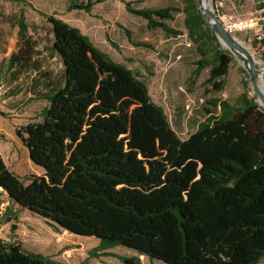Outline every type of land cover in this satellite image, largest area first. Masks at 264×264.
I'll use <instances>...</instances> for the list:
<instances>
[{"label": "trees", "instance_id": "obj_1", "mask_svg": "<svg viewBox=\"0 0 264 264\" xmlns=\"http://www.w3.org/2000/svg\"><path fill=\"white\" fill-rule=\"evenodd\" d=\"M97 0L96 2H100ZM258 11L264 0H258ZM95 2L68 10L89 13ZM125 10L149 30L175 34L166 22L182 13L198 60L192 78L220 92L231 56L204 23L197 0L182 7ZM63 84L46 97L40 122L16 131L41 175L23 182L0 157V189L16 220L24 210L104 251L123 247L163 264H258L264 257V109L243 93L235 104L204 100V119L186 139L172 130L135 73L97 49L62 20L41 14ZM19 47L8 59L17 74L32 62L33 44L18 24ZM128 41L153 51L144 42ZM15 229L11 225V233ZM123 264H141L136 257ZM0 264H62L0 239ZM81 264H88L86 261Z\"/></svg>", "mask_w": 264, "mask_h": 264}, {"label": "rangeland", "instance_id": "obj_2", "mask_svg": "<svg viewBox=\"0 0 264 264\" xmlns=\"http://www.w3.org/2000/svg\"><path fill=\"white\" fill-rule=\"evenodd\" d=\"M92 1L95 3L86 13L68 10L71 3L86 0H0V154L7 169L23 182L31 175H39L40 171L30 163L16 131L27 124L40 122L41 111L48 105L46 97L63 84L62 63L51 50L50 27L41 14L54 16L77 28L111 60L132 70L146 85L152 102L163 109L170 127L180 139H186L204 119L206 98L235 104L245 93L264 109L252 90L247 61L240 54L229 52L231 64L223 80V89L215 92L204 84L208 69L192 78L198 56L187 38L182 13L166 22L175 31V34L167 35L161 30L147 29L144 20L130 15L124 7V3H130L133 9L181 8L182 0ZM258 3V0H234L236 12L243 17L255 15ZM225 10L229 11V8ZM20 21L26 28L25 38L34 49L31 65L17 74V68L8 69V59L19 47L17 24ZM126 30L133 42L147 43L153 51L134 47L126 37ZM236 39L248 49L254 61L257 84H264V49L252 42L249 34L237 35ZM248 125L264 131V123L250 119ZM9 206L6 194L0 189V239L17 242L25 251L62 264L84 261L88 264H123L118 257H136L141 264H163L120 246L98 251L96 239L50 227L26 210L17 213L16 220L4 223L10 217L7 214ZM11 225L15 227L12 233ZM258 264H264V257Z\"/></svg>", "mask_w": 264, "mask_h": 264}, {"label": "built area", "instance_id": "obj_3", "mask_svg": "<svg viewBox=\"0 0 264 264\" xmlns=\"http://www.w3.org/2000/svg\"><path fill=\"white\" fill-rule=\"evenodd\" d=\"M203 8L214 15L224 31L236 42L237 35L249 34L252 42L264 49V7L255 15L243 17L235 10L234 0H202ZM228 7L229 11L225 8ZM212 23V19L209 18ZM241 43V42H240Z\"/></svg>", "mask_w": 264, "mask_h": 264}, {"label": "water", "instance_id": "obj_4", "mask_svg": "<svg viewBox=\"0 0 264 264\" xmlns=\"http://www.w3.org/2000/svg\"><path fill=\"white\" fill-rule=\"evenodd\" d=\"M197 7L201 14V17L209 28V30L216 36L218 42L222 47L231 53L240 54L247 61V69L250 76V83L252 90L257 94L260 104L264 107V97L259 94L258 84L255 77V66L254 61L249 52L239 43L233 40L221 27L217 18L212 15L209 11L205 10L202 5V0H197ZM209 18L212 19V23L209 22Z\"/></svg>", "mask_w": 264, "mask_h": 264}, {"label": "bare ground", "instance_id": "obj_5", "mask_svg": "<svg viewBox=\"0 0 264 264\" xmlns=\"http://www.w3.org/2000/svg\"><path fill=\"white\" fill-rule=\"evenodd\" d=\"M240 43V42H239ZM247 51L248 49L242 44L240 43ZM258 91H259V94L264 97V84H259L258 85Z\"/></svg>", "mask_w": 264, "mask_h": 264}, {"label": "crops", "instance_id": "obj_6", "mask_svg": "<svg viewBox=\"0 0 264 264\" xmlns=\"http://www.w3.org/2000/svg\"><path fill=\"white\" fill-rule=\"evenodd\" d=\"M0 157H1V159L3 160L1 154H0ZM29 161H30V160H29ZM30 163H31V162H30ZM31 164H32V163H31ZM32 166H33V164H32ZM33 167L35 168V166H33ZM36 169L40 171V174H39V175H41V173H42L41 169H38V168H36ZM39 175L37 174V176H39Z\"/></svg>", "mask_w": 264, "mask_h": 264}]
</instances>
